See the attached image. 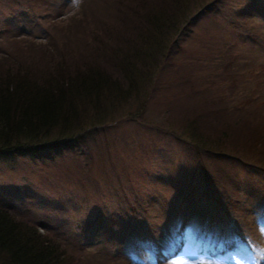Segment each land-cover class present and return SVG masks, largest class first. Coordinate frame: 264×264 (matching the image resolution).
Wrapping results in <instances>:
<instances>
[{
    "label": "rangeland",
    "instance_id": "1",
    "mask_svg": "<svg viewBox=\"0 0 264 264\" xmlns=\"http://www.w3.org/2000/svg\"><path fill=\"white\" fill-rule=\"evenodd\" d=\"M253 1L0 0V78L27 71L42 81L59 64L70 74L98 68L122 89L120 72L111 70L113 53L138 41L145 28L152 30L145 12L162 10L178 25L207 4L179 37L174 55L158 66L154 88L114 102L102 116L107 123L43 158H0V192L10 200L8 211L48 236L45 224L54 226L61 235L57 242L77 264H127L111 243L113 237L124 239L127 218L144 226L171 224L188 200L197 203L195 193L205 192L206 180L237 207L250 200L248 194L254 207L263 203L264 10L259 4L264 0ZM18 10L28 12L26 19L8 22ZM167 29L160 41L168 45L173 28ZM190 129L208 145L209 152L198 158ZM184 130L187 134L179 136ZM210 203L205 213L217 201ZM239 213L250 250L264 255L263 239L250 228L249 207ZM82 235L91 242L84 244ZM178 261L231 264L182 256L166 264Z\"/></svg>",
    "mask_w": 264,
    "mask_h": 264
},
{
    "label": "trees",
    "instance_id": "2",
    "mask_svg": "<svg viewBox=\"0 0 264 264\" xmlns=\"http://www.w3.org/2000/svg\"><path fill=\"white\" fill-rule=\"evenodd\" d=\"M69 1L75 3V0ZM259 5L264 10V4ZM206 8L207 4L202 5L178 25L174 22V16H165L162 10L146 11L152 18L148 21L152 30L145 28L139 32L138 41L130 40L125 44L126 47L122 46L121 53H113L116 65L111 70L120 72L126 83L124 89L120 88L116 80L111 79L110 73L101 74L97 71L98 68H87L70 74L59 70V64H53L45 72L46 78L42 81H36L33 74L27 75V71H16L1 77L0 158L15 155L43 158L44 155L48 156L49 151L55 152L62 149L63 145L78 140L89 128L95 129L98 125L107 123L108 119L102 116L104 111L112 108L114 102L128 100L138 93L142 95L146 86H150L147 92L154 88L151 85L158 66L174 55V46L179 42V37L187 32L188 24L192 26ZM27 14L28 12L18 10V14L10 16L7 21L14 23L18 16L25 18ZM167 25L173 28L169 34V40L172 39L173 43L168 45L160 41V36L163 35L161 32H168ZM21 26L23 30L24 27L22 24ZM114 49L117 51L119 48L113 47ZM187 131L180 132L179 136L187 134ZM189 135L195 157L198 158L202 152H209L208 145L200 140V133L190 129ZM206 174L205 170V180ZM206 182L205 192L195 193L197 203L194 201L191 204L192 201L188 200V205L173 217L171 224L159 222L153 227L150 223L144 226V222L127 218L124 239L113 237L115 239L111 242L116 244L115 252L121 254L120 257L127 264H144L145 261L161 259L163 255L176 258L184 254L186 257L188 254L184 251H189L187 247L195 248L200 241L205 240L207 248L212 243L218 246L228 245L231 252L241 253L250 239L249 231L239 213L245 207H249L252 214L250 228H253L257 236L260 234L264 241V205L260 203L254 207L253 196L248 194L246 197L250 200H240L241 205L237 207L227 193L218 190L207 180ZM6 197V193L0 192V264H77V258L73 260L63 249L64 246H60L61 241L57 242L61 235L52 229L54 226L45 224L44 231L52 233L48 236L36 226L16 219L15 214L8 211L11 205ZM212 201H217L215 207L205 213V206ZM227 213L234 218L233 222L230 223ZM38 224L44 226L40 222ZM82 240L84 244L91 242V239H86L83 235ZM191 256H194L193 252ZM191 256L188 255L189 258ZM196 259L200 260L199 257Z\"/></svg>",
    "mask_w": 264,
    "mask_h": 264
},
{
    "label": "snow or ice",
    "instance_id": "3",
    "mask_svg": "<svg viewBox=\"0 0 264 264\" xmlns=\"http://www.w3.org/2000/svg\"><path fill=\"white\" fill-rule=\"evenodd\" d=\"M262 230H264V229H262ZM176 264H185V262L184 261H178V262H176Z\"/></svg>",
    "mask_w": 264,
    "mask_h": 264
}]
</instances>
